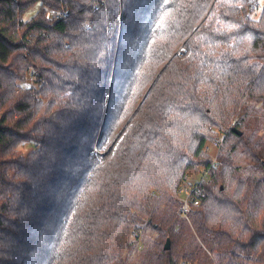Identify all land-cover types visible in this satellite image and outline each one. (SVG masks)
<instances>
[{"label": "trees", "instance_id": "16d2710c", "mask_svg": "<svg viewBox=\"0 0 264 264\" xmlns=\"http://www.w3.org/2000/svg\"><path fill=\"white\" fill-rule=\"evenodd\" d=\"M260 1L144 0L130 20L122 0H0V241L16 264H264V179L235 161L264 170L246 123L264 117ZM222 134L185 219L179 189Z\"/></svg>", "mask_w": 264, "mask_h": 264}, {"label": "rangeland", "instance_id": "374dc122", "mask_svg": "<svg viewBox=\"0 0 264 264\" xmlns=\"http://www.w3.org/2000/svg\"><path fill=\"white\" fill-rule=\"evenodd\" d=\"M260 3H261V8H262V6L264 5V0H261ZM39 8H40V5H37L35 8H33L32 10H30L26 14L24 20L27 21V20L31 19L32 17H34L36 15V13L38 12ZM261 8L257 12V14L255 15V17H254L255 19H258L259 18L260 13L262 11ZM26 86L29 87V88H33L34 87L33 77H30L28 79V84H26ZM246 123L247 124H252L251 129L255 133L258 142L262 144V147L264 149V117L262 118L260 116L249 115L246 118ZM222 136H223V134L219 138H221ZM215 141H217V140H215ZM224 141H225V138H224ZM209 143H212V142H209ZM209 143H207V144H209ZM207 144H206V146H207ZM206 146H205V148H206ZM205 148H204V152H205ZM222 149H221V151H222ZM21 150L24 153H28V152L32 151V147H31L30 144L25 143V144L22 145ZM204 154H206V153H204ZM208 158L210 159L209 156H208ZM235 159H236L235 161H236L237 165L239 166V168L241 170V173L243 175H245L246 177L252 176V177H256L258 179H264V170L254 167L253 166V163L251 162V160L247 159L240 152H237V156L235 157ZM211 161L213 162V160H211ZM212 162H211V164H212ZM205 169H208V168H205ZM205 169H202L200 172H202ZM200 172H198V173H200ZM190 174H192V173H190ZM190 179H191L190 180V184H193V182L195 180L192 179V178H190ZM185 182H187L186 181V178H185ZM202 186H203V184H202ZM179 194H180V201H181V198H183L185 196V194L183 192L181 194L180 191H179ZM181 204H182V201H181ZM198 207H200V206H198ZM137 237H139V238L137 239V244H136L135 248L133 249V251H129L128 252L129 261L132 262V263H133V261L138 260V257L137 256L142 251V249H144L146 243L149 242V241L154 240V238H155V236L153 235V233L149 229H147V231L144 234L143 233L138 234Z\"/></svg>", "mask_w": 264, "mask_h": 264}, {"label": "built area", "instance_id": "2783aa9c", "mask_svg": "<svg viewBox=\"0 0 264 264\" xmlns=\"http://www.w3.org/2000/svg\"><path fill=\"white\" fill-rule=\"evenodd\" d=\"M48 18H50V15ZM224 138L225 135L219 138V140L207 144L205 148L204 153H206L210 159L213 160L212 165L200 173H192L188 175L186 177L187 182H185V184L179 189L181 194L182 192L185 194V196L181 198V201L183 205V217L186 219H188V214L190 213L192 207L200 206V200L196 197V194L199 193V189L202 184H205V182L211 178V171L217 167V163L219 161L218 155L220 154L219 152L225 146ZM190 178L195 180L193 184H190Z\"/></svg>", "mask_w": 264, "mask_h": 264}, {"label": "snow or ice", "instance_id": "6c2138e0", "mask_svg": "<svg viewBox=\"0 0 264 264\" xmlns=\"http://www.w3.org/2000/svg\"><path fill=\"white\" fill-rule=\"evenodd\" d=\"M89 4L92 3V0H87ZM144 2V0H122L121 7L125 8L126 14L131 20L137 11V8ZM155 6V11H159L165 4V0H150ZM43 178H38L37 187L39 188L42 183ZM7 245L0 241V264H16L15 255L20 249L15 250H6Z\"/></svg>", "mask_w": 264, "mask_h": 264}, {"label": "water", "instance_id": "95a60500", "mask_svg": "<svg viewBox=\"0 0 264 264\" xmlns=\"http://www.w3.org/2000/svg\"><path fill=\"white\" fill-rule=\"evenodd\" d=\"M234 132L238 133L239 135H242V133L241 132H237L236 129H234ZM170 245H171V240H168L166 245H165V250L168 251L170 249Z\"/></svg>", "mask_w": 264, "mask_h": 264}]
</instances>
